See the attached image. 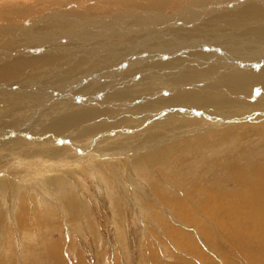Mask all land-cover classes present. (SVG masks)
Masks as SVG:
<instances>
[{
  "label": "rangeland",
  "instance_id": "1",
  "mask_svg": "<svg viewBox=\"0 0 264 264\" xmlns=\"http://www.w3.org/2000/svg\"><path fill=\"white\" fill-rule=\"evenodd\" d=\"M93 1L95 2L93 3ZM8 2L0 0V3ZM10 2L19 4L20 7L17 9L18 6H16L15 16L7 18L14 23L13 25L19 24L20 20H24L25 24L23 29L15 31L13 43L9 42L8 44L7 42L0 47V57L7 58L8 61H19L16 62L18 67H14V69L11 66V70L4 71L5 76L2 73V68L0 69V154L6 150L18 152L16 160L11 165L22 167L21 171L25 166H28V163L42 162V159L40 160L42 156L53 152H60L57 154V157L60 158L58 161L66 160L67 157L70 160L75 159L74 161L79 163L76 166L77 173L73 174L75 177L67 176L71 187H74L72 188L74 193L72 197L82 204L80 205L82 209L75 208L77 212L75 210L72 212L64 201L67 211L65 213L61 207L64 198L62 197L63 200H61L57 197V195H61V191L54 183L49 185L37 180L34 177L36 172L34 171L31 173V179L26 182L27 186L30 185L31 189H38L39 187L36 186L41 183L40 186H44L42 195L50 199L47 198L46 202L41 203L40 195L37 192L30 190L29 193V189L22 190L19 196L20 200L17 201L18 203L21 201L20 204L26 206L21 210V216L24 219H22V223L20 221V226L19 216L16 214L10 218L15 219V222L8 225L6 222L8 219L4 217L7 206L1 198L5 190L0 188V213H2L1 219L4 222H0V264H259L255 263L252 249L254 244L258 253L264 250V245L261 246L260 243L264 241V216L256 215L255 220L257 218L258 220L253 222V224L255 222L257 224L255 223L253 227L252 224L250 227L253 229H250L251 235L246 228H242L245 233L239 234L232 224L227 226L224 223L222 229L218 228L215 221L218 218L223 219L225 216L221 215H224V212H221L220 215L213 214L209 207L208 212L214 216L212 218L208 217L204 211V207L208 206L209 202L208 197L204 195L207 191L222 195V192H230L235 189L233 185L235 181L226 170L229 163L242 162L234 151L236 147L234 142L223 143L216 135L215 143L211 146L198 147V144L194 142L196 137L192 139V136L195 135H190L193 145L197 146L196 149L199 151L195 154L180 153L182 154L180 161L178 152L168 151L169 148H166L170 147L171 143L174 145L173 143L182 142L183 139L174 138L190 134L192 129L204 131V128H207L208 133H215L221 124L231 120L240 121L241 125L249 123L262 125L264 123V104L256 105L253 100L262 90L258 87L253 90L246 77H241V75L248 77L249 74V71L246 72V68L243 66L245 65L243 62L247 58H254V62L250 65L261 62L258 67L250 68L264 70V47L261 46L264 39H259L253 34L246 38L245 28L241 40L236 39L230 26L223 23L236 19L242 21L240 19L245 17L246 12L241 9L236 11L227 2H224L219 10H224V13L217 11L210 16L211 18L207 17L209 21L186 25L184 30L173 28L172 31L177 34L176 39H173L172 35L164 39L162 34H170L166 32L167 27L162 24L155 25V28H159V31L155 33V38L147 39L148 34L138 38L135 34L125 31L123 26H117L116 29L115 26L111 27V23L115 22L113 17H119L122 13L132 11L130 13H134L136 16V13L144 11H147L148 14H151V11L158 12V9L162 11V8H148L146 2L138 3L134 0H90V2L88 0H54L52 2L10 0ZM216 2L219 1L216 0ZM258 2L260 3L249 1L245 4H251L249 7L255 3L260 4L258 8L263 7L264 12V2ZM179 3L176 1V4ZM225 3L227 4L225 5ZM240 3V0H237L236 4ZM56 4L59 5V8H54ZM172 4L174 7L176 6L175 3ZM54 9L65 13L66 18H61L56 14L49 15V10ZM164 11L165 9L162 12ZM19 13H25L26 16ZM43 13L44 16L41 17ZM147 13L144 12V17H142L145 18ZM255 14L257 15V12ZM255 14L254 17L259 18ZM147 17L149 18V16H146V22H148ZM262 17L264 18V13ZM122 24H126V22ZM121 28L123 29L121 30ZM218 30L221 37L225 35L223 38L218 37ZM52 31L55 34H52L51 37L58 36L65 40H73L49 42L46 38ZM99 32L102 34L105 32L106 35L103 36H107L111 32L109 38H115V41L112 39V42L108 38L106 40V37L102 36L100 39L105 43L108 41L112 44H100ZM179 35L181 37H178ZM157 36L160 40L157 39ZM87 38H97V40L88 43ZM154 39L156 40L154 41ZM256 50L263 52L260 58L251 55ZM249 55L252 57L250 56V58ZM66 59L71 64H66ZM152 69L153 71H151ZM13 75L15 79H13ZM197 77L201 83L196 80ZM217 77H222V80H216ZM226 79L231 84L240 85L243 94L238 100H242L241 97H246L243 100H246L244 104L248 102L247 105L241 101L238 102L236 98L230 100V96H226L228 99L218 96L217 88L230 85L229 82L224 81ZM16 80L18 83L15 82ZM21 80L22 82H20ZM206 80L207 85L205 84ZM195 91L199 94L193 93L195 98L190 99L187 94ZM249 104H251L249 106L251 108L248 107ZM254 110L255 112H252ZM14 120L18 122L17 124L15 121L17 126L13 124ZM72 123L73 125H71ZM30 145L34 146L31 148L32 150ZM248 145H244V147ZM249 146L251 149V145ZM29 151L32 153L29 154ZM149 151L150 153H148ZM155 154L162 155L156 156ZM255 155L257 157L248 159V166L263 163V154L256 152ZM151 156L153 159L150 158ZM141 157L145 163H148L146 159H151V163L148 165L153 169V175L149 174L150 176H148L149 170H140L142 175L139 172L135 174L137 169L142 168L140 161L143 159ZM219 158L224 165L227 162L225 168L218 169L214 166V161L217 159L219 161ZM100 159L101 161H99ZM156 159L158 162H155ZM168 159L170 161H167ZM44 161L49 160L45 158ZM50 161L52 160L50 159ZM94 161L111 162V174L116 173L114 175L120 176L121 187L116 182L101 178L99 174L95 173L96 171L90 165ZM184 161L186 162L184 163ZM36 162L33 167L36 166ZM152 162L154 163L152 164ZM40 163L37 165L42 167L41 164L44 162ZM166 163L167 167H164ZM49 166L53 165L50 163ZM119 166L118 173L115 170ZM162 167L168 168V170ZM5 170L9 169L5 167ZM49 173H41V178ZM58 173L66 174L63 171ZM155 175L158 179H155ZM130 179L136 180V183L135 181L132 183ZM169 181L171 182L169 183ZM50 182L52 183L51 180ZM106 183L110 185V194L113 196L107 193L106 188L104 189ZM167 186L168 188H166ZM63 189H67V187ZM14 190L9 191L13 197L7 196V199L13 198L11 201L14 200L16 195ZM16 198L18 199V197ZM149 199L152 201L151 203ZM140 201L142 206L139 209L137 202ZM242 203L244 200L240 201V205ZM237 205H239L238 200L235 201V206ZM24 209L27 211L25 212ZM196 209L201 212L194 211ZM200 214H202L201 217ZM234 219L240 224L242 221V224L245 222L241 217L240 221L235 217L231 220L234 221ZM231 220L228 222L229 224L232 223ZM225 229L230 234L226 235ZM237 229L240 230V227ZM253 231L256 236L258 234L257 238ZM233 232L235 233L233 234ZM261 235H263L262 238ZM251 236L252 238H250ZM258 238L260 240L256 241ZM242 240L243 242L246 240L245 244ZM236 241L238 242L236 243ZM239 241L241 242L239 243ZM247 241L251 243H247ZM255 241L259 243L258 246ZM164 246L166 249L163 248ZM250 247L252 248L250 249ZM244 252H251L253 258L250 255L247 257ZM195 254L203 255L202 257L207 259L202 262L194 257ZM261 257L264 258V256Z\"/></svg>",
  "mask_w": 264,
  "mask_h": 264
},
{
  "label": "bare ground",
  "instance_id": "2",
  "mask_svg": "<svg viewBox=\"0 0 264 264\" xmlns=\"http://www.w3.org/2000/svg\"><path fill=\"white\" fill-rule=\"evenodd\" d=\"M7 1H9L8 3H6V4H4V3H0V47H2L1 45H4V44H6L7 42H8V44H9V42H14V39H15V31L16 30H20V29H23L24 27V24H25V21L24 20H20V23L19 24H15V25H13L14 23H12L10 20H9V18H7V17H13V16H15V9H16V6H18L17 7V9L20 7V5L19 4H14L13 2H10V0H7ZM18 1V0H17ZM45 1H47V2H52V1H54V0H45ZM63 1V0H62ZM89 2H90V0H88ZM98 1V0H97ZM134 1H136V2H138V3H148V8L149 7H157V8H162V11H163V9H165V11L164 12H162L160 9H158V12H153V11H151L152 13L151 14H148L147 13V11H144L145 13H147L146 14V16H149V18H150V20H149V18H148V22H146L147 20L145 19L146 18V16H145V18H143L144 16V12L142 13H136V16H134V13L132 14V13H130V12H132V11H130L129 13H122L121 14V12H120V16L119 17H113V19L115 20V22H113V23H111V27H114L115 26V29L117 28V26L119 27V26H123L125 29V31H129V33L131 32V33H133V34H135V36H137L138 38H140V36L141 35H144V34H148V36H147V39L148 38H150V37H154L155 38V33L156 32H158L159 31V28H155V25H158V24H162L164 27H167V29H166V32L167 33H169L170 35H167V34H162V35H164V39H166L165 37H167V36H171L172 35V38L173 39H176L175 38V36H177V34L175 33V32H173L172 30H173V28H177V29H182V30H184V28L186 27V25H192V24H196V23H200V22H202V21H205V20H208L209 21V18H207L208 16L210 17V16H212L214 13H216L217 11H219L220 9H221V7H222V5H223V3L224 2H227L228 3V5L229 6H231L233 9H235L236 11L238 10V9H241L243 12H246V14H244V13H242V14H244L245 15V17H242L243 19H240V20H242V21H239V19H236V20H234V21H231V22H223V23H225L227 26L229 25L230 26V30H233V35H234V37L236 38V39H239V40H241V37H242V34H243V31L245 30L246 31V38H249L248 37V35H250V34H253V35H255V36H257L259 39H264V18L262 17V15H263V7H260V8H258L259 7V5L260 4H257V3H260V2H258V1H261L262 3L264 2V0H240V4H236L237 3V0H218L219 2L217 3L216 2V0H134ZM176 1H178V2H180L179 4H176ZM249 1H252V2H257V3H255V4H252V6L251 7H249V5H251V4H245V3H247V2H249ZM59 2V1H58ZM95 1H93V3H94ZM102 2V1H101ZM204 2V3H203ZM243 2V3H242ZM60 3H62L61 1H60ZM63 3H65V2H63ZM74 3V2H73ZM86 3V2H85ZM92 3V4H93ZM161 3H163V4H161ZM172 3H175L176 4V6L174 7V4H172ZM183 3V4H182ZM227 3H225V5L227 4ZM66 4V3H65ZM91 4V3H90ZM118 4V3H117ZM216 4H218V5H216ZM222 4V5H221ZM97 5H99V4H97ZM105 5V4H104ZM139 5V4H138ZM81 6V5H80ZM122 6V5H121ZM59 8V5L57 6V4L56 5H54V8ZM96 7V6H95ZM139 7V6H138ZM65 8V7H64ZM73 8V7H72ZM110 8V7H109ZM140 8V7H139ZM258 8V9H257ZM27 9V8H26ZM25 9V10H26ZM53 9V8H52ZM167 9V10H166ZM48 10V9H47ZM122 10V9H121ZM136 10V9H135ZM138 10H140V9H138ZM234 10V11H235ZM224 11V10H223ZM223 11H219V13L220 12H223ZM20 12V11H19ZM140 12V11H139ZM231 12V11H230ZM257 12V15L255 14ZM44 13H46V11H44ZM44 13L42 14V16L41 17H43L44 16ZM70 13V12H69ZM99 13V12H98ZM224 13V12H223ZM226 13V12H225ZM20 14V13H19ZM22 14H24L25 15V13H22ZM22 14H20V15H22ZM57 15V16H59V17H61V18H66V14L65 13H61V11H58L57 9L55 10H49V15ZM90 14V13H89ZM140 15V16H138V15ZM254 14H255V16H257V17H259V18H255L254 17ZM26 16V15H25ZM24 16V17H25ZM124 16V17H123ZM143 16V17H142ZM23 17V18H24ZM40 17V16H39ZM75 17V16H74ZM123 17V18H122ZM21 18V17H20ZM47 18V17H46ZM67 18H69V16H67ZM70 18H71V16H70ZM73 18V17H72ZM109 18V17H108ZM112 18V17H111ZM122 18V19H121ZM143 18V19H142ZM211 18V17H210ZM241 18V17H240ZM31 19V18H30ZM35 19V18H34ZM56 19H59V18H56ZM76 19V18H75ZM107 19V18H106ZM145 19V20H144ZM39 20V19H38ZM40 20H41V18H40ZM43 20V19H42ZM45 20V19H44ZM60 20H63V19H60ZM73 20V19H72ZM93 20V19H92ZM104 20V19H103ZM210 20H212V19H210ZM24 21V22H23ZM32 21H33V19H32ZM32 21H29V22H32ZM47 21H48V19H47ZM111 21V20H110ZM77 22H79V21H77ZM103 22V21H102ZM107 22H109V21H107ZM126 22V24H122V23H125ZM22 23V24H21ZM50 23V22H49ZM105 23V22H104ZM206 23V22H205ZM230 23V24H229ZM76 24H78V23H76ZM80 24V23H79ZM99 24V23H98ZM50 26H51V23L49 24ZM74 25V24H73ZM106 25V24H105ZM225 25V26H226ZM75 26V25H74ZM159 26V25H158ZM59 27H60V25H59ZM58 27V28H59ZM70 27V26H69ZM93 27V26H92ZM100 27H101V25H100ZM110 27V26H109ZM203 27V26H202ZM106 28V27H105ZM245 28V29H244ZM57 29V28H56ZM72 29V28H71ZM93 29V28H92ZM108 29V28H107ZM123 28H121V30H122ZM244 29V30H243ZM60 30V29H59ZM65 30H67V29H65ZM70 30V29H69ZM98 30V29H97ZM112 30H113V28H112ZM111 30V31H112ZM25 31V30H24ZM48 31V30H47ZM60 31H62V30H60ZM59 31V32H60ZM88 31H89V29H88ZM103 31V30H102ZM101 31V32H102ZM114 31V30H113ZM119 31H120V29H119ZM58 32V33H59ZM106 32V31H105ZM105 32H103V34L102 33H100L99 32V35H98V37H99V41H100V44L102 43H105V41L104 40H102V39H100V38H102V36L105 34L106 35V33ZM109 32V31H108ZM114 32H116V30L114 31ZM123 32V31H122ZM19 33V32H18ZM22 33V32H21ZM47 33V32H46ZM57 33V32H56ZM65 33V32H64ZM67 33H68V31H67ZM70 33H73V32H70ZM93 33V32H92ZM111 33V32H110ZM109 33V34H110ZM119 33V32H118ZM161 33V32H160ZM174 33V34H173ZM209 33V32H208ZM225 33V32H224ZM49 34V33H48ZM52 34H55L54 33V31H52V32H50V35H49V37L48 38H46L47 40H49V42H55V41H57V42H59L60 40V42H65V41H72L73 39H69V40H65V39H63V38H58V36L57 37H51L52 36ZM98 34V33H97ZM107 35V36H103L104 38L106 37V40H107V38L108 39H114V41H115V38H109V36L111 35ZM114 34H116V33H114ZM117 35V34H116ZM161 35V34H160ZM217 35H218V37L219 38H223L225 35H222V37L220 36V31L218 30L217 31ZM232 35V36H233ZM54 36V35H53ZM78 36V35H77ZM124 36V35H123ZM252 36V35H251ZM95 37V36H94ZM97 37V36H96ZM111 37V36H110ZM128 37V36H127ZM178 37H181L180 35L178 36ZM229 37V36H228ZM144 38V37H143ZM38 39V38H37ZM88 39V43L89 42H96V40H97V38L95 39H92V38H87ZM137 39V38H136ZM157 39H159V36H157ZM181 39V38H180ZM227 39V38H226ZM225 39V40H226ZM228 39H230V38H228ZM36 40V39H35ZM75 40V39H74ZM151 40V39H150ZM149 40V41H150ZM156 39H154V41H155ZM160 40V39H159ZM224 40V39H223ZM99 41H98V43H99ZM110 41V40H109ZM230 41V40H229ZM39 42V41H38ZM84 42V41H83ZM108 42V41H107ZM105 43V44H112L111 42L109 43ZM112 42H113V40H112ZM139 42V41H138ZM156 42H158V41H156ZM160 42V41H159ZM19 43V42H18ZM21 43V42H20ZM27 43H29V42H27ZM87 43V42H86ZM255 43V42H254ZM17 45H20V44H17ZM16 45V46H17ZM249 45V44H248ZM11 46V45H10ZM22 46V45H21ZM26 46V45H25ZM28 46H30V45H28ZM107 46V45H106ZM113 46V45H112ZM142 46V45H141ZM240 46V45H239ZM243 46V45H242ZM252 46V45H251ZM262 48L264 47V41H262ZM41 47V46H40ZM48 47V46H47ZM59 48H60V46H58ZM69 47V46H68ZM92 47H94L93 45H92ZM111 47V46H110ZM5 48H7V47H5ZM17 48V47H16ZM70 48V47H69ZM241 48V47H240ZM13 49V48H12ZM71 49V48H70ZM80 49V48H79ZM108 49H109V47H108ZM251 48L249 47V50H250ZM256 49H257V47H256ZM1 50V49H0ZM10 50V49H9ZM19 50V49H18ZM30 50V49H29ZM44 50V49H43ZM42 50V51H43ZM53 50V49H52ZM61 50V49H60ZM64 50V49H63ZM13 51V50H12ZM15 51V50H14ZM26 51V50H25ZM171 51V50H170ZM2 52V51H1ZM54 52V51H53ZM78 52V51H77ZM3 53V52H2ZM69 53V52H68ZM103 53V52H102ZM175 53V52H174ZM262 53L263 52H261V50L259 51V50H256L255 52H253L251 55H253V56H259L258 58H260V55L262 56ZM56 54V53H55ZM195 54V53H194ZM175 55V54H174ZM251 55H249V57L251 56ZM7 56V55H6ZM170 56V55H169ZM176 56V55H175ZM56 57V56H55ZM109 57V56H108ZM241 57V56H240ZM252 57V56H251ZM250 57V58H251ZM67 58V57H66ZM71 58V57H70ZM242 58V57H241ZM240 58V59H241ZM7 58H4V57H0V69L2 68V70H3V75H4V71L5 70H11L10 69V67L12 66L13 68L14 67H18V64L16 63V62H19V61H8V60H6ZM69 59V58H68ZM68 59H66L65 60V62H67L66 64H71V62L69 63V61H68ZM169 59V58H168ZM172 59V58H171ZM244 59V58H243ZM243 59H241V60H243ZM10 60V59H9ZM74 60H75V58H74ZM262 59H260V61H261ZM255 61H257V60H255ZM258 61H259V59H258ZM263 61V60H262ZM9 62V63H8ZM168 62H169V60H168ZM168 62H167V64H168ZM171 62V61H170ZM252 62H254V58L252 59H249V58H247L243 63H245V65H243V66H245V68H246V72L247 71H249V74H248V77H247V75L246 76H242L241 75V77L242 78H245L246 77V79H247V82L252 86V88H253V90L255 89V88H257L258 87V89H261L262 91H260V93L257 95V96H255L254 97V99L253 100H255V103H256V105L259 103V105H262V103L264 104V70H257V68H255V69H252V68H250V67H258L259 65H260V63L261 62H259V63H256V65H250ZM75 64H76V62H75ZM74 64V65H75ZM74 65H72V66H74ZM264 65V64H263ZM70 66V65H69ZM169 66V65H168ZM25 67H27V66H25ZM63 67H65V66H63ZM68 67V66H67ZM60 68V67H59ZM205 68V67H204ZM15 69V68H14ZM19 69V68H18ZM29 69V68H28ZM151 71H153V69L151 70ZM241 71V70H240ZM245 71V70H244ZM13 72V71H12ZM19 72V71H18ZM77 72H79V71H77ZM87 72H89V71H87ZM180 72V71H179ZM243 72V71H242ZM24 73V72H23ZM237 73H238V71H237ZM21 74H22V72H21ZM15 75H17V74H15ZM26 75V74H25ZM5 76V75H4ZM7 76V75H6ZM14 76V75H13ZM70 76H72L71 74H70ZM74 76V75H73ZM224 76V75H223ZM226 76V75H225ZM10 77V76H9ZM86 77V76H85ZM91 77H92V75H91ZM2 78V77H1ZM8 78V77H7ZM18 78V77H17ZM20 78V77H19ZM22 78V77H21ZM214 78V77H213ZM222 77H217V79L216 80H219V79H221ZM237 78V77H236ZM13 79H15V76H14V78ZM171 79V78H170ZM196 79V78H195ZM241 79V78H240ZM245 79V80H246ZM3 80V79H2ZM10 80V79H9ZM106 80V79H105ZM196 80H198V77H197V79ZM212 80V79H211ZM222 80V79H221ZM227 80V81H226ZM226 80H224L225 82H229L228 81V79H226ZM18 80H16L15 82H17ZM201 80H198V82L199 83H201L200 82ZM214 81V80H213ZM20 82H22V80L20 81ZM137 82V81H136ZM195 82V81H194ZM217 82H219V81H217ZM220 82H222V81H220ZM233 82V81H232ZM236 82V81H235ZM240 82L242 83V81L240 80ZM6 83V82H5ZM18 83V82H17ZM24 84H25V82H23ZM22 83V84H23ZM196 83V82H195ZM210 83V82H209ZM227 83H225V84H227ZM230 83V82H229ZM198 84V83H197ZM206 85H207V80H206V83H205ZM204 84V85H205ZM243 84H244V81H243ZM14 85H16V84H14ZM223 85V84H222ZM9 86V85H8ZM13 86V85H12ZM11 86V87H12ZM17 86V85H16ZM16 86H14V87H16ZM217 86V85H216ZM244 86H246V85H244ZM32 87V86H31ZM250 87V86H249ZM4 88V87H3ZM23 88V87H22ZM204 88V87H203ZM217 88V87H216ZM243 88V87H242ZM209 89V88H208ZM191 90V89H190ZM217 90H218V96H221V97H224V98H227L226 96H230V100L231 99H235L236 98V100H238V98H240V96H241V94H243L242 92H243V90L241 89V87H240V85H238L237 83H230V85H227V86H220L219 87V89L217 88ZM252 90V89H251ZM250 90V91H251ZM189 91V90H188ZM213 92H215V91H213ZM253 92V91H252ZM262 92V93H261ZM189 93V92H188ZM191 94H187V96L190 98V99H194L195 98V95L193 94V93H195V94H199L197 91H195V92H190ZM254 93H255V91H254ZM91 94V93H90ZM209 94V93H208ZM30 96H32V95H30ZM213 96V95H212ZM211 96V97H212ZM244 96V95H243ZM23 97V96H22ZM25 97H26V95H25ZM207 97V96H206ZM205 97V98H206ZM24 98V97H23ZM34 98V97H33ZM37 98V97H36ZM241 98H243V99H245L246 97H241ZM26 99V98H25ZM199 99V98H198ZM228 99V98H227ZM238 100V102L239 101H241L243 104H244V101H246V100ZM247 99H249V98H247ZM251 99V98H250ZM208 101H209V98L207 99ZM218 100V99H217ZM7 101V100H6ZM33 101V100H32ZM193 101V100H192ZM218 101H220V100H218ZM217 101V102H218ZM223 101V100H222ZM228 101V100H227ZM26 102V101H25ZM225 102V101H224ZM232 102V101H231ZM253 102V101H252ZM216 103V102H215ZM222 103V102H221ZM248 104V102H245V104ZM2 104V103H1ZM4 104V103H3ZM236 104V103H235ZM244 104V105H245ZM246 104V105H247ZM251 104H249L248 105V107L250 106ZM37 106V105H36ZM6 107V106H5ZM188 107V106H187ZM201 107V106H200ZM249 108H251V107H249ZM249 108H247V109H249ZM1 110V109H0ZM252 110V109H251ZM247 111V110H246ZM35 112V111H34ZM201 112V111H200ZM248 112L250 113V110H248ZM252 112H255V110L254 111H252ZM248 113V114H249ZM258 113V112H257ZM243 116H244V114H242ZM67 116H69V115H67ZM97 116V115H96ZM236 116V115H235ZM241 116V115H240ZM252 116V115H251ZM250 116V117H251ZM187 117V116H186ZM218 117V116H217ZM236 117H238V116H236ZM248 117V116H247ZM253 117H255L254 115H253ZM260 117V116H259ZM263 117H264V115H263ZM257 119H258V117H256ZM17 119H19V118H17ZM68 119V118H67ZM239 119V118H238ZM261 119V118H260ZM226 120H228V119H226ZM225 120V121H226ZM248 120V119H247ZM250 120V119H249ZM252 120H254L253 118H252ZM15 121L16 120H14V125H15ZM229 121V120H228ZM242 121V120H241ZM244 121V120H243ZM260 121V120H259ZM258 121V122H259ZM264 121V120H263ZM17 122V121H16ZM250 122V121H249ZM73 123H74V120H73ZM73 123L71 124V125H73ZM224 123V122H223ZM240 123V121L238 122V121H234V120H231L230 122H227V123H225V124H221L220 126H219V124H218V128H219V130L217 131V132H215V133H213V132H211V133H208V131H207V128H204L205 130L204 131H202L201 129L199 130V129H192V131H191V133L190 134H186V135H183L182 137H180V138H178V137H176V138H174V139H178V140H180V139H183V141L181 142L180 141V143L179 142H177L176 144L175 143H173L174 145H172V143H171V146H173L174 147V149H173V147H166V148H169L168 149V151H175V152H178V155H179V161H180V159H182L181 157H180V155H182V154H180V153H187V152H190V153H197L198 151H199V149L197 150L196 149V147L198 146V147H201V146H203V145H206V146H211V144H213V143H215V140H214V138H215V136L216 135H218V137H219V139H220V141L222 140L223 141V143H233L234 142V144H235V152H236V154H237V157H239L240 159H241V161L242 162H235V163H229V167L228 168H226V170H227V173H228V175L235 181L234 182V187H235V189L234 190H231L230 192H222V195H220V194H216V193H214V192H212V191H207V193H205L204 195L205 196H207L208 197V203H207V205L208 206H205L204 207V211H205V214L208 216V217H214L213 215L211 216V214L208 212V209H209V207L212 209V211H213V214L214 213H218L219 215L221 214V212H224V215H221V216H225L223 219H217L216 221H215V223L218 225V228L220 227L221 229L224 227V223L225 224H227V226H231V224H232V227H236V230L238 231V233L239 234H242V233H245V231L242 229V228H246L247 229V231H248V233L249 234H251V231H250V227H251V225L253 224V222L254 221H257L258 220V218H257V220H255L256 219V215H261V217H263L264 216V161H263V163H261V164H259V165H255V166H248V159H253L256 155V152H259L260 154L262 153L263 155L262 156H264V123L262 124V125H254V124H251V123H249V124H243V125H241V124H239ZM17 124H18V122H17ZM104 124V123H103ZM211 124V123H210ZM15 126H17V125H15ZM209 127V126H208ZM216 127V126H215ZM194 128V127H193ZM211 128V127H210ZM13 129V128H12ZM180 132V131H179ZM185 133V132H184ZM205 133H207V134H205ZM11 134V133H10ZM211 134H213L212 136H214V137H212L211 136ZM190 135H195V136H192V139H193V137H196V141L194 140V142H195V144L197 143L198 145L197 146H194L193 144V141L191 140V138H190ZM121 137V136H120ZM168 139V138H167ZM103 140V139H102ZM214 140V141H213ZM109 141V140H108ZM176 141V140H175ZM174 142V141H173ZM170 143V142H169ZM78 144V143H77ZM108 144H110V143H108ZM113 144V143H112ZM130 144V143H129ZM137 144V143H136ZM222 144V143H221ZM227 144V145H228ZM251 145V149H250V146L249 145ZM8 145V144H7ZM107 145V144H106ZM126 145V144H125ZM128 145V144H127ZM161 145V144H160ZM165 145V144H164ZM167 145V144H166ZM170 145V144H169ZM215 145V144H214ZM224 145V144H223ZM244 145H248V146H246V147H244ZM4 146V145H3ZM31 146V145H30ZM109 146V145H108ZM107 146V147H108ZM152 146V145H151ZM150 146V147H151ZM159 146V145H158ZM234 146V145H233ZM2 147V146H1ZM11 147V146H10ZM32 147H34L33 145L30 147V149L32 148ZM104 147H105V145H104ZM110 147V146H109ZM116 147H118V146H116ZM125 147H127V146H125ZM142 147H143V145H142ZM141 147V148H142ZM153 147V146H152ZM152 147H151V150H152ZM160 147V146H159ZM163 147V146H162ZM216 147V146H215ZM257 147V148H256ZM102 148V147H101ZM145 148H147V147H145ZM148 148H149V146H148ZM204 148V147H203ZM214 148V147H213ZM231 148V147H230ZM8 149V148H7ZM128 149H129V146H128ZM160 149V148H159ZM196 149V150H195ZM202 149V148H201ZM205 149V148H204ZM3 150V149H2ZM22 150V149H21ZM32 150V149H31ZM126 150V149H125ZM145 150V149H144ZM161 150H163V149H161ZM161 150H158V151H161ZM209 150V149H208ZM15 151V150H14ZM72 151V150H71ZM139 151V150H138ZM141 151V150H140ZM165 151V150H164ZM164 151H161V152H164ZM166 151H167V149H166ZM167 151V152H168ZM200 151H203V150H200ZM204 151H206V149L204 150ZM27 152V151H26ZM166 152V153H167ZM225 152V151H224ZM18 153V152H17ZM17 153H15V152H9L8 150H6V152H4V153H1L0 154V166H1V170H0V188H4V190H5V192L2 194V196H1V198L4 200V203H5V205L7 206V209H6V211L7 212H5V214H6V216H4V217H7V219L8 220H6V222L8 223V225H12V223L13 222H15V219H10V218H12V216H15L16 214H18V220H19V224H20V221H21V223H22V219H24L22 216H21V210L23 209V207H24V204H20L21 203V201L18 203V201L20 200L19 199V196L21 195V191L23 190V191H25L26 189H29V193L31 192L30 190H33L34 192H37L38 193V195H40V202L41 203H43V202H46V199L48 198L47 196H44V195H42V189H44V186H40L41 185V183H39V181H38V185L36 186V187H39L38 189L37 188H33V189H31V188H29V186L30 185H28L27 186V181L28 180H30L31 179V177H32V175H31V173L33 172L34 173V171H36L35 172V178H37V180L39 179V180H41V182H46V183H48L49 185H53V183L55 184V186L57 187V189L58 190H60L61 191V197L59 196V195H57V197H59V199L61 198V200H63L62 199V197L64 198V200H63V203H62V205H61V207L63 208V210L65 211V213H67V211L65 210V203H66V206H67V208L70 210V211H72V212H74V210H75V208H81L82 206H80V205H82L78 200H75L73 197H72V195L74 194L72 191V188H74V187H71V183H70V181H69V178H68V176L67 175H69V176H74L73 174H76L77 173V168H76V166H78L79 165V163H76V161H74V160H70V158H66V160L64 159V160H61V161H58L60 158H58L57 157V154L58 153H60V152H53V153H49V154H46V155H44V156H42L41 158H40V160L42 159V162H44V163H42L41 161V165H43L42 167L39 165H37V164H39V163H37L36 161H34V162H36V166L35 167H33L34 166V162H30V163H28L27 165V167L25 166L24 168H23V171H21V169H22V167L21 168H18L19 166H13V165H11V163L13 164V162L16 160V157H17ZM32 153V151H29V154H31ZM108 153H109V151H108ZM110 153H111V151H110ZM135 153V152H134ZM133 153V154H134ZM144 153H146V152H144ZM143 153V154H144ZM148 153H150V151L148 152ZM152 153V152H151ZM156 153V152H155ZM160 153V152H159ZM204 153V152H203ZM212 153V152H211ZM26 154V153H25ZM112 154V153H111ZM136 154V153H135ZM168 154V153H167ZM173 154H175V153H173ZM247 154H248V156H247ZM43 155V154H42ZM103 155V154H102ZM114 155V154H113ZM146 155V154H145ZM150 155V154H149ZM149 155H147V156H149ZM156 155V154H155ZM162 155V154H161ZM160 154L158 155H156V156H161ZM54 156H55V158H54ZM94 156V155H93ZM105 156V155H104ZM125 156H126V154H125ZM133 156V155H132ZM142 156V155H141ZM146 156V157H147ZM153 156V155H152ZM152 156L150 157V158H152ZM174 156V155H173ZM177 156V153H176V155H175V157ZM203 156V155H202ZM18 157H19V155H18ZM36 157H37V154H36ZM75 157V156H74ZM102 157V156H101ZM135 157V156H134ZM144 157V156H143ZM167 157V156H166ZM187 157H189V156H187ZM191 157V156H190ZM206 157H208V156H206ZM257 157V156H256ZM20 158V157H19ZM45 158H47L49 161H44L45 160ZM87 158V157H86ZM89 158V157H88ZM120 158V157H119ZM137 158H138V156H137ZM140 158V157H139ZM142 158V157H141ZM148 158V157H147ZM232 158V157H231ZM260 158V157H259ZM50 159L52 160V161H50ZM143 159V158H142ZM153 159V158H152ZM162 159H164V158H162ZM177 159V158H176ZM175 159V160H176ZM220 159V158H219ZM34 160V159H33ZM94 160V159H93ZM125 160V159H124ZM129 160V159H128ZM135 160V159H134ZM139 160V159H138ZM141 160V159H140ZM174 160V161H175ZM178 160V159H177ZM177 160H176V162H177ZM91 161V160H90ZM99 161H101V159L99 160ZM99 161H94V162H91L90 163V165L92 166V169H94L96 172L95 173H97V174H99V176L101 177V178H105L106 180L108 179L109 181H111V182H116L117 183V185L118 186H120L121 187V185H122V180H121V178H120V176L119 175H114V174H116V173H114V174H111V166H110V163L111 162H108V163H102V162H99ZM146 161L148 162V163H151L150 161H151V159H146ZM153 161V160H152ZM157 161V159L155 160V162ZM167 161H170L169 159L167 160ZM203 161V160H202ZM250 161V160H249ZM46 162V163H45ZM83 162V161H82ZM98 162V163H97ZM130 162V161H129ZM131 162H133V161H131ZM158 162V161H157ZM160 162V161H159ZM166 162V161H165ZM183 162V161H182ZM186 161H184V163H185ZM244 162V163H243ZM50 163H51V165H53V166H49L50 165ZM124 163V162H123ZM126 163V162H125ZM137 162H135V164H136ZM148 163H145V160L143 159V160H141L140 161V165H141V167L142 168H139V169H137L136 170V172H135V170H133L134 172H135V174L136 173H140V170H149L148 172H147V174H148V176H150L149 174H152L153 175V169H151L150 167H149V165H148ZM154 162H152V164H153ZM161 163H162V161H161ZM160 163V164H161ZM167 163H169V162H167ZM167 163H166V166H164V167H167ZM181 163V162H180ZM184 163H182V165H184ZM246 163V164H245ZM258 163V162H257ZM115 164V163H114ZM177 164V163H176ZM214 166H216L218 169H221V168H225L226 166V164H227V162H226V164L224 165L222 162H221V159L218 161V159L217 160H215L214 161ZM253 164V163H252ZM136 165H138V164H136ZM165 165V164H164ZM170 165V164H169ZM21 166V165H20ZM120 166H122V165H120ZM120 166L119 167H117V169L115 170L116 172L118 171V173H119V169H120ZM176 166V165H175ZM5 167H7L9 170L8 171H6L5 170ZM51 167H53L52 169H51ZM129 167V166H128ZM131 167V166H130ZM133 167H134V164H133ZM132 167V168H133ZM137 167V166H136ZM159 167V166H158ZM170 167V166H169ZM171 167L173 168V166H172V164H171ZM197 167V166H196ZM138 168V167H137ZM163 168V167H162ZM36 169V170H35ZM125 169H126V167H125ZM131 169V168H130ZM134 169H135V167H134ZM163 169H167L168 170V168H163ZM28 170V171H27ZM80 170V169H79ZM132 170V169H131ZM29 171H31V172H29ZM43 171V172H42ZM61 171H63L64 173H66V174H59L58 172H61ZM110 171V172H109ZM115 171H113V172H115ZM214 171V170H213ZM48 173V172H50L49 174H45L46 176L45 177H43V178H41V173ZM112 172V173H113ZM205 172V171H204ZM155 173H157V172H155ZM166 173H167V171H166ZM54 174V175H53ZM141 174V173H140ZM139 174V175H140ZM161 174V173H160ZM159 174V175H160ZM207 174H209V173H207ZM43 175V174H42ZM53 175V176H52ZM112 175V176H111ZM126 175V174H125ZM142 175V174H141ZM151 175V176H152ZM158 175V176H159ZM129 176H130V174H129ZM75 177V176H74ZM139 178H140V176H138ZM170 177V176H169ZM154 178V177H153ZM47 180V181H45V180ZM99 179V178H98ZM126 179V178H125ZM155 179H158L157 178V176L155 175ZM20 180H24V181H20ZM50 180L52 181V183L50 182ZM131 180V182L133 183L134 181H135V183H136V180H134V179H130ZM142 180V179H141ZM172 181V180H171ZM171 181H169V183L171 182ZM30 182V181H29ZM157 182H158V180H157ZM31 183V182H30ZM33 183V182H32ZM125 183V182H124ZM123 183V184H124ZM168 183V184H169ZM99 184H100V182H99ZM172 184V183H171ZM33 185V184H32ZM103 185H104V183H103ZM106 186H104V189L106 188V191H107V193L109 194V195H111L110 194V192H111V190H110V185L108 184V183H106L105 184ZM78 186H80L79 185V183H78ZM112 186V185H111ZM34 187V186H33ZM64 187H67V189H63ZM102 188V187H101ZM119 188V187H118ZM153 188V187H152ZM166 188H168V186L166 187ZM237 188V189H236ZM12 189H15L14 191H15V193H16V195H18V196H16L15 195V198H14V200L13 201H11V199H13V198H6L7 196L9 197H11L12 196V194L10 195V193H9V191L10 190H12ZM103 189V190H104ZM170 189V188H169ZM197 189V188H196ZM65 190H67L68 192H66ZM110 190V191H109ZM119 190V189H118ZM154 190H156V189H154ZM160 190H161V188H160ZM105 191V192H106ZM150 191V190H149ZM195 191V190H194ZM205 191V190H204ZM75 192V191H74ZM122 192V191H121ZM157 192V191H156ZM14 193V192H13ZM55 193V192H54ZM113 193V192H112ZM123 193V192H122ZM125 193V192H124ZM45 194V193H44ZM53 194V193H52ZM76 194V193H75ZM151 194V193H150ZM31 195V194H30ZM46 195V194H45ZM50 195V194H49ZM157 195V194H156ZM24 196V195H23ZM111 196H113V195H111ZM120 196V195H119ZM152 196V195H151ZM13 197V196H12ZM16 197H18V199L16 198ZM36 197H38L37 195H36ZM54 197V196H53ZM150 196L148 195V198H149ZM34 198V197H33ZM140 198V197H139ZM48 199H50V198H48ZM77 199V198H76ZM112 199H114V198H112ZM137 199V198H136ZM145 199V198H144ZM2 200V201H3ZM18 200V201H17ZM35 200V199H34ZM150 200V199H149ZM148 200V201H149ZM236 200H238L239 201V205H237V206H235V201ZM242 200H244V203H242V205H240V201H242ZM29 201H30V198H29ZM52 201V200H51ZM59 201V200H58ZM64 201H65V203H64ZM113 201V200H112ZM1 202V201H0ZM82 202V201H81ZM152 201L150 200V203H151ZM3 203V202H2ZM32 203V202H31ZM138 203V204H137ZM136 204H137V207L140 209L141 208V201L140 202H137ZM8 204H10V206H8ZM84 206H85V203H84ZM144 206V205H143ZM26 207V206H25ZM24 207V208H25ZM31 207H32V205H31ZM42 208V207H41ZM44 208H46V207H44ZM120 208V207H119ZM118 208V209H119ZM50 209V208H49ZM82 209V208H81ZM207 209V210H206ZM25 210V209H24ZM145 210H147V209H145ZM193 210V209H192ZM27 210H25V212H26ZM29 211V210H28ZM194 211H197V209L196 210H194ZM203 211V210H202ZM209 213V215L207 214V212ZM34 212V211H33ZM69 212V211H68ZM75 212H77L76 210H75ZM79 212V211H78ZM83 212V211H82ZM142 212V211H141ZM166 212V211H165ZM198 212V211H197ZM199 212H201V211H199ZM198 212V213H199ZM79 213H81V212H79ZM147 213H149L148 211H147ZM196 213V212H195ZM38 214V213H37ZM74 214V213H73ZM197 214V213H196ZM204 214V215H205ZM1 215H2V213H0V222H3V220L1 219L2 217H1ZM26 215H27V213H26ZM51 215V214H50ZM79 215V214H78ZM138 215V214H137ZM199 215V214H198ZM201 215L202 214H200V217H201ZM217 215V214H216ZM236 215H238V217H236ZM81 216V215H80ZM226 216H227V218H226ZM238 218V220L240 219V217H241V219H243L245 222L242 224V222H241V224H240V222L238 223V221L237 220H235L234 219V221H232L231 219L232 218ZM34 218V217H33ZM259 218H260V216H259ZM206 219V218H205ZM261 219V218H260ZM263 219H264V217H263ZM17 220V219H16ZM207 220V219H206ZM211 220V219H210ZM209 220V221H210ZM230 220L232 221V223H228V222H230ZM5 221V220H4ZM26 221V220H25ZM76 221V220H75ZM240 221V220H239ZM261 222V221H260ZM263 222H264V220H263ZM4 223V222H3ZM26 223V222H25ZM28 223V222H27ZM256 224H257V222H255ZM255 223L252 225V227L255 225ZM2 224V223H1ZM214 224V223H213ZM215 224V225H216ZM261 224V223H260ZM216 225V226H217ZM222 225H223V227H222ZM262 225V224H261ZM260 225V226H261ZM20 226H21V224H20ZM226 226V225H225ZM257 226V225H256ZM258 226H259V221H258ZM257 226V227H258ZM2 227V226H1ZM18 227V226H17ZM83 227V226H82ZM238 227H240V230H238L237 228ZM264 227V226H263ZM215 228V227H214ZM226 229H227V227H225ZM256 228V227H255ZM3 229V228H2ZM225 229V231L224 230H221V231H224V233L226 234V235H228V234H230V233H228V230H226ZM232 229V228H231ZM231 229H229V230H231ZM242 229V230H241ZM16 230H18V229H16ZM24 230V229H23ZM251 230H253V229H251ZM255 230V229H254ZM260 230V229H259ZM258 230V231H259ZM263 230V229H262ZM233 231V230H232ZM24 232V231H23ZM218 232V231H217ZM229 232H231V231H229ZM254 232V231H253ZM264 232V231H263ZM201 233V232H200ZM228 233V234H227ZM232 233V232H231ZM235 232H233V234H234ZM255 233V232H254ZM253 233V234H254ZM207 234V233H206ZM247 234V233H246ZM260 234V233H259ZM204 235V234H203ZM208 235H209V233H208ZM248 235V234H247ZM252 235V234H251ZM3 236V235H2ZM202 236V235H201ZM231 236H233V235H231ZM230 236V237H231ZM254 236V235H253ZM255 236H256V233H255ZM257 236H258V234H257ZM257 236L255 237V238H257ZM21 237V236H20ZM237 237V236H236ZM239 237H240V235H239ZM263 237V235H261V238ZM4 238V237H3ZM206 238V237H205ZM233 238H234V236H233ZM238 238V237H237ZM247 238H249V237H247ZM250 238H252V236L250 237ZM241 239V238H240ZM245 239V238H244ZM25 240V239H24ZM236 240V239H235ZM248 240V239H247ZM256 240V239H255ZM260 239L258 238V240H256V241H259ZM252 241V240H251ZM255 241V244L257 243V246H258V242H256ZM238 241H236V243H237ZM241 241H239V243H240ZM242 242H243V240H242ZM245 242H246V240L243 242L244 244H245ZM250 242V241H249ZM248 241H247V243H249ZM251 243V242H250ZM261 243V246H263L264 244V241H262V242H260ZM253 244V243H252ZM244 246V245H243ZM246 246V245H245ZM249 247V246H248ZM52 248V247H51ZM54 248V247H53ZM163 248H165L166 249V247L164 246ZM252 247H250V249H251ZM210 250V249H209ZM232 251H233V249H231ZM236 250V249H235ZM261 250H262V247H261ZM51 251V250H50ZM252 254H253V256L255 257V263H259V264H264V262H263V259L264 258H262L261 256H264V250H263V252H260V253H258V249L254 246V244H253V249H252ZM259 251H260V249H259ZM52 252V251H51ZM234 252V251H233ZM233 252H231L232 254H233ZM238 252V251H237ZM235 253V252H234ZM244 253H246V255H247V257H248V255H250L251 256V252H244ZM229 254V253H228ZM240 255V254H239ZM245 255V256H246ZM203 255H197V254H195L194 255V257H196V258H198V259H200V260H202V262L204 261V260H206L207 258H205V257H202ZM220 256V255H219ZM224 256V255H223ZM236 256V255H235ZM240 257V256H239ZM252 257V256H251ZM245 258V257H244ZM253 258V257H252ZM64 259V258H63ZM236 259V258H235ZM241 259V258H240ZM223 260V259H222ZM225 260V259H224ZM261 260V261H260ZM227 261V260H226ZM230 261V260H229ZM233 261V260H232ZM65 262V261H64ZM228 262V261H227ZM61 264V263H60Z\"/></svg>",
  "mask_w": 264,
  "mask_h": 264
}]
</instances>
